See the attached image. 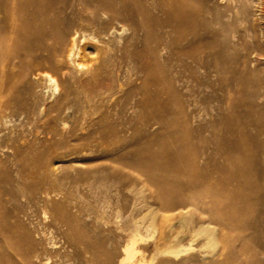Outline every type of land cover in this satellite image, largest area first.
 <instances>
[{
  "label": "rangeland",
  "instance_id": "obj_1",
  "mask_svg": "<svg viewBox=\"0 0 264 264\" xmlns=\"http://www.w3.org/2000/svg\"><path fill=\"white\" fill-rule=\"evenodd\" d=\"M235 5L237 13L204 18L201 41L191 52L208 62L215 53H227L233 66L246 64L249 71L263 74L264 0ZM133 17L120 24L106 17L93 20L84 32L96 42L82 44L89 54L79 59L80 66L62 62L44 69L54 84L37 71L34 57L33 62L16 59L0 69V264H24L20 255L29 250L40 255L34 264H87L85 243L102 247L103 264H118L122 258L129 239L121 230L124 206L136 193L142 200L151 194L142 184L133 191L126 187L139 179L127 165L138 153L167 140V132L177 130L187 108L194 110L187 104L198 108L202 97L201 70L180 56L177 46L156 57L154 46L145 41V30L136 23L142 19ZM170 78L179 80L172 105L166 94ZM98 177L107 183L105 193L84 188V180ZM29 190L44 200H28ZM56 206L63 220L54 217ZM161 216H156L153 228L139 229L137 245L144 247L147 260L155 244L172 243L166 237L174 220ZM198 250L206 255L201 263L221 261V244L216 251Z\"/></svg>",
  "mask_w": 264,
  "mask_h": 264
},
{
  "label": "bare ground",
  "instance_id": "obj_2",
  "mask_svg": "<svg viewBox=\"0 0 264 264\" xmlns=\"http://www.w3.org/2000/svg\"><path fill=\"white\" fill-rule=\"evenodd\" d=\"M239 1L0 0L1 70L16 59L28 61L34 57L37 71L54 84L55 79L44 69L58 67L62 62L78 66L79 59L89 54L82 44L94 41L84 32L93 20L95 23L106 17L118 22L136 16L142 19L136 23L145 30V41L154 46L156 57L169 54L177 46L178 54L203 73L198 108L193 102L187 104L194 110L187 108L177 130H169L167 140L138 153L134 162L127 165L138 173L139 179L126 187L133 191L134 186L142 184V188H150L151 194L142 200V195L136 193L124 206V217L116 213L125 219L121 230L129 238L118 264H153L158 258L157 264H205L201 260L206 255L198 247L216 251L218 244L222 245L218 255L221 261L207 264H264V73H253L246 64L233 66L227 53H215L208 62L191 52L197 50L201 41L199 26L204 18L237 13L235 3ZM177 82L173 78L166 82L169 105L177 102ZM103 183L98 177L82 184L97 194L108 190L107 183ZM29 192L28 200L45 198L39 192ZM53 213L56 219L63 220L58 206ZM159 213L162 219L174 220L166 237L172 243L155 244L153 255L147 260L144 247L137 245L141 240L139 229L153 228ZM187 236L188 242L183 243ZM195 241L198 242L194 247ZM84 245L83 251L89 255L86 263L103 264L99 257L102 247ZM190 252H195L193 257L182 259ZM20 257L24 264L41 260L37 252L30 250Z\"/></svg>",
  "mask_w": 264,
  "mask_h": 264
}]
</instances>
